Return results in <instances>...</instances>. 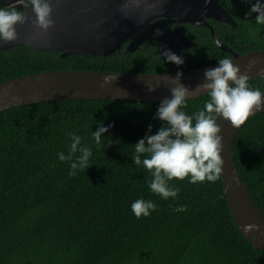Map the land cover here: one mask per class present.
Listing matches in <instances>:
<instances>
[{"label": "trees", "instance_id": "16d2710c", "mask_svg": "<svg viewBox=\"0 0 264 264\" xmlns=\"http://www.w3.org/2000/svg\"><path fill=\"white\" fill-rule=\"evenodd\" d=\"M252 2L220 0L237 28L212 23L220 41L239 53L264 48V25L255 23V11L245 15ZM186 27L196 46L179 53L181 64L145 46L114 56L60 58L18 45L0 50V80L65 68L165 72L230 56L206 26ZM249 85L264 90V77L250 78ZM207 98L205 93L186 99L184 111H196ZM158 102L78 98L0 111V264H264V250L251 246L230 214L221 176L194 183L173 177L175 198L149 190L150 172L133 164L131 154L146 125L154 132L161 123L153 117ZM98 121L112 122L100 145L90 135ZM69 132L91 148L89 165L72 175L68 161L56 155L67 152ZM232 153L264 216V111L238 130ZM137 197L157 207L136 217L130 203ZM180 204L186 207L173 211Z\"/></svg>", "mask_w": 264, "mask_h": 264}, {"label": "water", "instance_id": "95a60500", "mask_svg": "<svg viewBox=\"0 0 264 264\" xmlns=\"http://www.w3.org/2000/svg\"><path fill=\"white\" fill-rule=\"evenodd\" d=\"M14 3L15 0H0V6ZM50 3L52 25L42 30L26 19L16 25L17 37L14 40L0 41V50L20 45L35 52L54 51L60 58H66L72 54L114 56L121 50L131 53L141 46H149L155 53L168 48L179 54L192 49L196 42L180 29L172 28L170 23L186 22L206 26L213 42H220L219 46L215 43L216 46L228 52L232 62L238 64L239 70L245 72L249 79L264 77V48L239 53L234 46L220 41L215 33L209 19L237 28L236 21L219 0H140L139 3L131 0H50ZM31 15L34 14L29 7L25 16ZM216 63L180 69V82L194 88L203 80L204 69ZM176 71L65 68L9 77L0 80V111L34 102L78 98L160 101L170 95L172 83L164 74L172 76ZM105 75L110 79L102 82ZM205 93L204 89H196L190 91L186 99ZM262 111L264 105L238 126L231 125L219 115L217 123L220 125V155L223 159L220 176L230 214L251 246L264 250V216L242 181L232 153V143L238 130L253 113ZM247 222H255L259 227L245 230L243 225Z\"/></svg>", "mask_w": 264, "mask_h": 264}, {"label": "clouds", "instance_id": "9594fccd", "mask_svg": "<svg viewBox=\"0 0 264 264\" xmlns=\"http://www.w3.org/2000/svg\"><path fill=\"white\" fill-rule=\"evenodd\" d=\"M127 2V0H126ZM139 3L140 0H131ZM20 7L17 8L16 5ZM31 8L34 15L25 16ZM52 4L50 0H15L10 6H0V41L7 42L17 37L16 25L27 19L30 23L46 30L53 24L51 16ZM255 11V23L264 25V0H254L250 3L245 15ZM217 46L220 42L215 41ZM160 55L163 60L175 64L183 63V57L168 48L162 49ZM172 81L169 87V96L158 102L153 117L161 121L154 132L149 130L152 124L146 125L143 136L133 143L134 151L131 154L132 163L142 165L150 172L151 179L147 181L150 191L161 198H175L178 186L169 184L173 177L181 179L187 176L188 182L215 181L222 172L223 159L221 151L220 125L218 115L226 118L231 125H240L252 112L261 110L264 105V95L259 87L249 85V78L245 72L239 70V65L232 62L229 56H222L217 63L204 69L203 80L194 88L180 82L181 72L177 69L172 76L164 74ZM102 82L110 77L105 75ZM115 79V77H112ZM151 90V86L148 87ZM204 89L208 98L203 101L202 107L192 113L184 111L183 105L190 91ZM111 121L104 124L97 122L91 137L95 144L100 145L102 134L111 127ZM70 140L67 152L58 151L57 158L68 161L69 175L74 170L89 165L91 148L81 143V135L69 132ZM108 139V143H110ZM145 154V155H141ZM157 205L151 199L137 197L130 203V208L136 217L148 216L150 210ZM186 205L173 207V211H182ZM245 230L256 229L259 225L247 222Z\"/></svg>", "mask_w": 264, "mask_h": 264}, {"label": "flooded vegetation", "instance_id": "af4514ba", "mask_svg": "<svg viewBox=\"0 0 264 264\" xmlns=\"http://www.w3.org/2000/svg\"><path fill=\"white\" fill-rule=\"evenodd\" d=\"M239 1V0H238ZM238 1H234V2H238ZM219 2H220V0H219ZM221 4V3H220ZM222 5V4H221ZM223 6V5H222ZM224 7V6H223ZM225 8V7H224ZM226 9V8H225ZM227 10V9H226ZM228 11V10H227ZM209 21H210V23L212 24V23H215L214 21H212V20H210L209 19ZM188 24H190V23H186V22H184V23H170V25H171V27L172 28H176V29H180L181 30V32H183V34L185 35V36H187V37H189L190 39H192L188 34H187V32L185 31V29L187 28L186 27V25H188ZM193 40V39H192ZM145 47H149V46H145ZM151 50H152V52L154 53V54H160V53H155L154 52V48H152V47H149Z\"/></svg>", "mask_w": 264, "mask_h": 264}]
</instances>
